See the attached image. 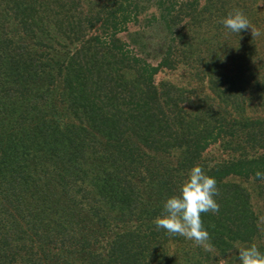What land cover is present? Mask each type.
<instances>
[{"label": "trees", "instance_id": "16d2710c", "mask_svg": "<svg viewBox=\"0 0 264 264\" xmlns=\"http://www.w3.org/2000/svg\"><path fill=\"white\" fill-rule=\"evenodd\" d=\"M261 2L0 0V264H239V248L264 251ZM236 10L252 30L223 26ZM166 69L186 75L158 78ZM193 165L219 189L204 245L154 223Z\"/></svg>", "mask_w": 264, "mask_h": 264}, {"label": "clouds", "instance_id": "9594fccd", "mask_svg": "<svg viewBox=\"0 0 264 264\" xmlns=\"http://www.w3.org/2000/svg\"><path fill=\"white\" fill-rule=\"evenodd\" d=\"M221 23L230 32L240 34L251 28L247 16L239 10L230 12ZM255 178L264 180V171L256 170ZM219 194L217 180L200 165H193L179 186L178 194L170 195L163 202L161 215L154 223L169 235H182L197 244L204 245L209 240V232L204 227L201 214L218 212ZM239 264H264V251L255 244L238 249Z\"/></svg>", "mask_w": 264, "mask_h": 264}, {"label": "rangeland", "instance_id": "374dc122", "mask_svg": "<svg viewBox=\"0 0 264 264\" xmlns=\"http://www.w3.org/2000/svg\"><path fill=\"white\" fill-rule=\"evenodd\" d=\"M261 4L263 5V7H262V10L260 11V14H259V16H261V17H263L264 18V0H262V2H261ZM127 27H128V30L129 31H135V30H137V29H139V28H142L141 27V23H140V21L139 22H137L136 24H135V22L134 21H129L128 22V24H127ZM260 30V29H259ZM123 37H124V39H126L125 38V35H126V33H122L121 34ZM259 39V37L257 38V40ZM156 40H149V42H151L153 45H154V47H155V44H154V42H155ZM258 42H259V45H260V47H262V42H263V40H258ZM132 47V50L135 52V53H137V54H139L138 52H137V50L136 49H134V47L133 46H131ZM148 63H150V64H152V65H156L157 64V62L155 61V60H148L147 61ZM186 74L185 73H182L181 71H171V70H168V69H166V70H163V72H161L160 74H158V78L159 77H162V76H165V77H168L170 80H172V81H174V82H176V83H179L180 81H183V77L185 76ZM207 152H211V153H213L214 155H216V156H219V157H222V158H224V157H227L228 155H226L225 153H221V151L219 150V148L218 147H211V149H209Z\"/></svg>", "mask_w": 264, "mask_h": 264}]
</instances>
